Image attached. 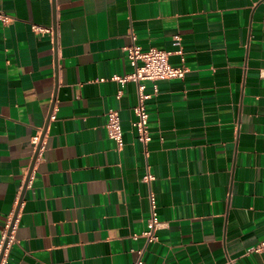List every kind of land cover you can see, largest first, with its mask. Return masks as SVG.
I'll return each mask as SVG.
<instances>
[{
  "label": "crops",
  "instance_id": "crops-1",
  "mask_svg": "<svg viewBox=\"0 0 264 264\" xmlns=\"http://www.w3.org/2000/svg\"><path fill=\"white\" fill-rule=\"evenodd\" d=\"M0 10L13 18L0 22V243L18 213L3 264H133L140 249L145 264H264V0H0ZM130 45L188 70L146 102L147 146L133 125L137 84L113 80L133 71ZM151 193L161 227L147 244Z\"/></svg>",
  "mask_w": 264,
  "mask_h": 264
},
{
  "label": "built area",
  "instance_id": "built-area-1",
  "mask_svg": "<svg viewBox=\"0 0 264 264\" xmlns=\"http://www.w3.org/2000/svg\"><path fill=\"white\" fill-rule=\"evenodd\" d=\"M0 22L4 25H9L13 22V18L0 10ZM33 29L39 33L51 34V28H44L40 26H33ZM176 43L179 44L180 38L176 37ZM128 59L133 68V71L127 76H116L114 81L124 84L133 81L138 86V104L135 107V114L137 120L133 123L134 127L138 130V139L147 146L152 141V135L149 130V113L147 111L146 102L153 98L159 92L158 83L166 80L184 79L188 72L184 66H174L170 63V56L172 53L159 50L157 48H150L142 50L136 45H130L125 48ZM181 53V51H180ZM147 83L153 87V94L146 93ZM118 96H121L119 92ZM108 136L116 142L117 148H122L123 141V128L121 124L120 114L118 110H110L109 122L107 125ZM32 144L35 150V161L39 160L45 151V141L43 135L39 132L32 138ZM31 176V175H30ZM154 177L148 175L146 180L150 182ZM29 181V177L27 179ZM151 205V219L148 228L143 232L142 236L145 238L147 244L155 243L158 241V230L161 227V222L157 214V202L154 194L149 195ZM16 221L12 220L6 226V232L3 235L0 243V264L5 262V253L14 241V230ZM264 251V243L256 249L257 253ZM144 249L137 251V259L133 264H145L143 261Z\"/></svg>",
  "mask_w": 264,
  "mask_h": 264
},
{
  "label": "water",
  "instance_id": "water-1",
  "mask_svg": "<svg viewBox=\"0 0 264 264\" xmlns=\"http://www.w3.org/2000/svg\"><path fill=\"white\" fill-rule=\"evenodd\" d=\"M27 184H28V182H26V184H25V186H24V189H23V192H22L21 198H20V200H19L18 207H19L20 204H21V201H22V198H23V194H24V191H25V189H26V187H27ZM17 215H18V213L15 214V216H14V218H13V223L16 221Z\"/></svg>",
  "mask_w": 264,
  "mask_h": 264
}]
</instances>
